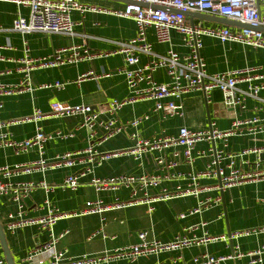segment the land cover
I'll return each mask as SVG.
<instances>
[{
  "label": "crops",
  "instance_id": "0c3cea01",
  "mask_svg": "<svg viewBox=\"0 0 264 264\" xmlns=\"http://www.w3.org/2000/svg\"><path fill=\"white\" fill-rule=\"evenodd\" d=\"M82 3L96 5L102 9L100 12L88 11L81 13L73 11L71 16L76 22L75 35L26 33L14 30L0 31V84L16 85L25 78L23 71L25 44L28 42L31 57H43L52 54L56 49L70 47L77 44L85 46L95 53H109L98 55L93 59L81 60L75 64H66L61 67L37 68L31 72V81L34 86L53 81H66L63 89L36 88L33 91H22L11 95H0V132L10 131L13 139L21 141L32 137L36 133L37 124L34 121L4 126L3 123L29 117L35 108L50 113L51 103L64 101L71 104H89L96 109H105L113 99H124L131 95L126 83L125 75L117 72L118 67H127L122 53H113L118 47L116 41H126L136 36L137 25L131 18L118 15L122 11L125 1L122 0H79ZM19 15H29V9L18 6L12 2L0 1V24L10 28L13 20ZM196 22L204 26H214L210 22L195 18ZM217 23V22H214ZM219 24V23H218ZM222 25V24H220ZM238 29L240 26H232ZM174 47L180 52H186L179 43L177 33H173ZM150 40L155 50L164 52L169 45L159 44L153 31H149ZM201 55L207 63V70L211 73L240 69L245 67L262 66L264 69V49L246 46L237 42H222L216 38L205 36ZM147 61L145 55H140V64ZM93 70L100 75L97 78L80 77ZM108 73L109 76H104ZM159 82H166L168 77L163 69L156 73ZM264 99V90L261 92ZM155 100H139L125 105L119 112L120 122L125 123L136 117L149 115L139 125V131L144 137H153L161 134L175 135L180 127L189 129H206L211 122L219 130L229 129L236 119L242 121L253 117L264 118V101L249 98L246 107L235 108L224 104L223 93L214 89L210 94L202 90H195L183 97V116H167L153 111ZM104 119L109 114L102 116ZM40 126L45 133L72 134L67 138L54 137L45 142L43 158L50 161L57 154L82 150L94 144L100 154L116 152L131 146V129H125L113 137L101 141L104 133L98 127L97 134L92 136V130L84 125V118L78 116L49 115L40 121ZM244 125V132L230 137L228 146L224 148L225 154H232L236 167L242 171L253 170L259 161V167H264V131L250 132ZM217 147H223L221 140H217ZM210 145L199 142L194 150L197 159L193 163L180 161L177 166L168 168L167 173L174 175L171 179L164 180L160 186L149 190L151 196L163 193L173 194L176 187H187L190 171H201L206 168L211 160ZM249 150L248 153L243 151ZM173 148L166 149L164 155L170 159ZM198 151L204 153L198 155ZM154 153H146L141 159H135L128 154H120L102 161L94 166L93 172H86L90 165L89 155H84V162L74 166H61L56 168H36L26 171L23 168L14 171L9 177L0 175L4 182H35L47 181L55 188L46 193L41 187L34 190L24 200L26 216L36 217L47 213L46 200L61 212L77 213L58 220L54 230L56 233L68 231L59 241L58 247L68 250L70 255L102 254L106 250L128 247L139 242L138 234L149 231V240L168 242L177 235L190 231L191 234L201 236L206 230L209 235H229L230 233L246 232L232 241H215L183 250L182 259L190 263L193 257L201 253H210L215 256H226L241 251L248 253L264 245V181H247L239 185L222 189L218 178L202 179L199 182L201 191L197 195H186L172 199L161 200L151 204L138 203L121 208H112L103 213L81 214L80 211L89 200H102L104 204L116 201H128L132 197L133 186H120L116 189L97 191L92 184L93 178H108L119 175H142L145 173H164L153 158ZM157 155V153H155ZM39 151L31 148L18 152L15 148L0 146V167H9L15 170L17 165H26L40 159ZM231 158L225 157L222 167L230 162ZM226 172L229 169L226 168ZM69 174L79 176L80 185L76 190L64 189L60 186ZM178 174L186 176L177 177ZM219 202H215L216 200ZM207 201V202H205ZM200 202H205L201 207ZM198 209V210H196ZM196 210V211H195ZM17 211L16 202L6 195H0V221L7 233L10 250L16 264H36V259L26 262L24 258L36 246L48 241V232L41 230L36 225L18 228L15 233L8 231L10 222L9 214ZM190 211H194L190 214ZM186 215L183 217L182 215ZM239 247V248H237ZM178 252H162L158 255L140 257L134 262L124 259H115L99 264H174ZM228 258L218 264H264V253L258 257Z\"/></svg>",
  "mask_w": 264,
  "mask_h": 264
},
{
  "label": "built area",
  "instance_id": "2783aa9c",
  "mask_svg": "<svg viewBox=\"0 0 264 264\" xmlns=\"http://www.w3.org/2000/svg\"><path fill=\"white\" fill-rule=\"evenodd\" d=\"M12 2L18 6L29 9V15H19L16 17L10 28L0 24V31L14 30L22 34L26 33H47V34H67L75 35L76 22L72 19V12L88 11L100 12L102 9L96 5L82 3L79 0H0ZM122 11L118 15L131 18L137 25L135 37L126 41H116L117 48L113 53H122L125 57L127 67H118L117 72L125 75L126 83L131 95L124 99H113L105 109L95 108L89 104H71L64 101L51 103L50 113L35 108L29 117L14 119L3 123L4 126L20 123L23 121H34L37 124L36 133L29 138L18 141L12 138L10 131L0 132V146L15 148L16 151H26L36 148L39 151L40 159L26 165H17L15 170L9 167H0V175L9 177L14 171L23 168L30 171L36 168L46 171L47 169L74 166L78 162H84V155H89L90 165L86 167V172H93L94 166L102 161L120 154H128L135 159H141L146 153H154L155 164L167 171L168 168L177 166L180 161L193 163L197 157L194 150L199 142H206L210 145L211 160L205 169L201 171H190L187 173L189 183L187 187L178 185L177 191L173 194L163 193L159 196H151L149 190L152 187L160 186L164 180L171 179L166 171L164 173H145L142 175H119L108 178H93L92 184L97 191L116 189L120 186H133L132 197L128 201H116L112 204H104L102 200H89L86 206L80 211L81 214L103 213L112 208H121L138 203L151 204L172 199L174 197L197 195L201 188L199 182L202 179L218 178L222 189L242 184L247 181H264V167H259V161L253 170L242 171L236 167L232 159L234 155L225 154L224 148L228 146L230 137L240 135L244 132V125L249 127L250 132L264 131V118L253 117L248 120L236 119L229 129L219 130L215 123L211 122L206 129L193 130L186 126L180 127L175 135L161 134L153 137H144L139 131V125L149 115L133 118L125 123L120 122L118 112L127 104L139 100L153 99L155 105L153 111L163 114L164 117L183 116V97L185 94L195 90H202L210 94L218 88L223 93L224 104L228 107H246L249 98L264 101L261 92L264 90V69L262 66L245 67L208 72L207 63L201 55L203 38L209 36L222 42H237L246 46L264 49V31L257 27H264V0H128ZM188 12H199L212 16L225 17L230 20L239 21L252 25L255 28L231 29L228 26H204L196 22L195 18L187 15ZM152 30L156 41L159 44H167L169 47L164 52L155 50L153 42L150 40L149 31ZM177 33L179 43L187 49L180 52L174 47L173 33ZM25 56L21 61L24 63V80L16 85L0 84V95H11L22 91H33L36 88L63 89L66 81H53L34 86L31 81V72L37 68L61 67L66 64H75L81 60L93 59L96 56L108 55L109 53H95L90 51L85 44L72 45L56 49L52 54L43 57H31L28 42L24 41ZM0 48H3L0 46ZM145 55L147 61L140 64V55ZM1 58V57H0ZM163 69L168 77L166 82H159L156 73ZM104 76H109L104 73ZM93 70L84 73L80 80L87 77L97 78ZM109 114L107 119L102 116ZM49 115L56 116H78L84 118V125L92 130V136L97 134L96 129L102 128L104 133L101 141L107 140L125 129H131L130 139L132 144L129 148L116 152L100 154L91 144L87 148L76 151H69L57 154L53 160L43 158L45 142L54 137L67 138L72 134H64L60 131L56 133H45L40 126V121ZM217 140H221L223 147H217ZM173 148L171 158L164 155L166 149ZM249 150L243 151L248 153ZM157 153V155H155ZM204 151H198V155ZM231 158L230 162L222 167L221 163L225 157ZM226 168L229 172H226ZM186 176L178 174L177 177ZM80 185L79 176L69 174L65 177L60 186L64 189L76 190ZM41 187L46 193L55 188L44 179L35 182H4L0 179V195L10 196L17 204V211L9 214L10 222L8 231H15L23 226L36 225L41 230L48 232V241L36 246L28 252L24 258L26 262L36 259V264H99L115 259H124L130 262L138 260L140 257L158 255L162 252H178V258L174 264H218L228 258L260 257L264 253V245L258 249L243 253L236 251L226 256H215L210 253H201L193 257L190 263L179 261L182 259L183 250L205 245L215 241H232L246 232L230 233L227 235L212 236L207 230L197 236L187 231L177 235L173 240L162 242L159 240H149V231H141L138 234L139 242L128 247L106 250L102 254H83L79 256L70 255L65 248H59L60 239L68 233H56L54 227L59 219L69 217L75 213L61 212L46 200L47 213L36 217L26 216L24 200L31 193ZM220 199L215 202H219ZM207 202V201H205ZM205 202H200L201 207ZM198 210V209H196ZM195 210V211H196ZM194 211H190L193 214ZM185 217L186 215H182ZM264 231V227L258 229ZM239 248V247H237ZM0 264H8L3 248L0 243Z\"/></svg>",
  "mask_w": 264,
  "mask_h": 264
},
{
  "label": "water",
  "instance_id": "95a60500",
  "mask_svg": "<svg viewBox=\"0 0 264 264\" xmlns=\"http://www.w3.org/2000/svg\"><path fill=\"white\" fill-rule=\"evenodd\" d=\"M122 1L129 2L128 0H122ZM187 15L190 16L191 18H198V19L203 20V21L217 22V23L222 24V25H230V26H236L237 25V26L244 27V28H255L252 25H249L246 23L230 20V19H227L225 17L212 16V15L199 13V12H188ZM257 29L264 31V27H257ZM260 156L262 159H264V152L261 153ZM0 243H1V246L3 248V251H4V254H5V257H6L8 264H16L14 261V257L12 255V252L10 250V246H9L8 239H7V233H6L5 228H4L1 221H0Z\"/></svg>",
  "mask_w": 264,
  "mask_h": 264
},
{
  "label": "rangeland",
  "instance_id": "374dc122",
  "mask_svg": "<svg viewBox=\"0 0 264 264\" xmlns=\"http://www.w3.org/2000/svg\"><path fill=\"white\" fill-rule=\"evenodd\" d=\"M197 22H198V20H197ZM212 25H214V26H220V24H218V23H214V22H210ZM223 26H228L229 28H231V29H233V27L232 26H230V25H223Z\"/></svg>",
  "mask_w": 264,
  "mask_h": 264
}]
</instances>
